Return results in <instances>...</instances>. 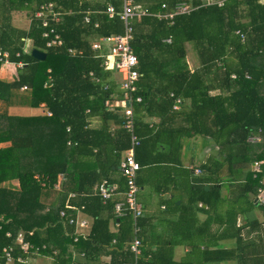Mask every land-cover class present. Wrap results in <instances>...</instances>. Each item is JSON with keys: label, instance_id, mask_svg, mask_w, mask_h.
<instances>
[{"label": "trees", "instance_id": "1", "mask_svg": "<svg viewBox=\"0 0 264 264\" xmlns=\"http://www.w3.org/2000/svg\"><path fill=\"white\" fill-rule=\"evenodd\" d=\"M132 1L135 9L145 10L149 14L169 12L179 3L193 8L188 14L176 15L169 21L152 16L132 19L130 46L140 73L136 94L144 102L148 88L144 84L161 75L170 87L160 94L162 101L159 106L169 115V119L181 117L184 122L183 132H164L161 127L163 123L160 122L158 130L152 134L145 130L146 126L138 117H134L133 134L140 140L135 154L144 143L150 146L152 141L164 137L165 133H170L167 135L169 141L164 142L167 153H177L181 139L201 134L217 144L220 154L227 161L234 164L246 160L250 163L259 161L260 171L254 173L255 177L247 172L244 183L235 187H239L236 189L239 197L249 208L258 206L264 229V206L255 202L264 174V150L253 151L259 146L264 149V94L258 92L259 84L264 80V63H256L264 62V0H224L221 6H206L203 0ZM48 2L54 5V11L61 14L58 26L61 45L45 48L38 20L33 18V14L41 4ZM121 3L122 0H0V52L7 53L9 63L21 65L15 81L8 84L0 82V101L5 105L26 103L33 108L42 103L50 113L44 117L27 118L0 114V142L10 143L9 147L0 149V184L11 179L17 181L16 189L0 186V264H5L2 247L10 245L13 259L26 257V264L33 250H37L38 255L51 256L52 264H68L64 257L65 245L72 241L70 235L63 233L60 220L66 217L64 222L67 224L74 214L64 210L62 218L58 215L60 207L41 204V199L47 196V191L52 190L59 174L66 179H63L61 191H66L68 181H75L73 184L76 188L71 190L70 195L75 198L68 199L73 200L68 206L82 208V212L92 221L87 239L72 243L76 251L83 253L80 256L82 262L73 263L93 264L100 254L109 256V264L132 261L130 253L123 249L124 244L132 240L131 215L125 213L115 218L113 203L106 202L104 205L97 195L91 196L89 192L93 181L112 183L111 177L106 174L110 173L111 163L105 164L106 169L97 165V171L75 175L69 161L73 154H82V147L87 146L88 151L84 153H91V147L103 143L110 147V155L118 162L119 153L128 148L129 134L122 127L112 134L106 133L108 121L116 126L123 124V119L114 110L109 111L102 105L104 100L114 97L118 100L123 94L119 86L117 90L112 82L111 71L102 66L108 46L103 45L99 51L91 49V44L101 37L122 34L123 24L118 17L114 15L108 18L104 13L107 6H111L115 12L120 11ZM161 4L165 5L164 9L160 8ZM14 12H24L30 16L27 29L12 25ZM86 13L88 23L83 22ZM167 38L169 43L164 41ZM25 40H31L33 50L43 53L42 60L23 52ZM187 45L194 52L199 68L191 72H178V66L183 65L186 69L184 59ZM67 49L74 53H68ZM151 63H154L155 69L150 67ZM162 64L177 70L167 74L161 69ZM22 87H25L24 91H20ZM213 90L217 93L211 95L210 91ZM177 99H180V108L174 111L172 105ZM132 110L136 116L138 107L134 106ZM86 111L100 115L104 123L99 130L85 129ZM209 127H212L211 133ZM86 138L88 141H85ZM251 138L256 141L247 142ZM67 141L71 145L66 146ZM136 160L140 165V161ZM116 162L114 166H117ZM217 165L215 169H221V165ZM193 172L205 176L198 177V183L194 179L191 181L195 184L192 183L189 188L187 206H181L182 219H178L176 228L196 224L190 211L200 202L205 206V210H200L207 214V219L194 231L203 236L209 227L221 225L219 220L209 219L212 213L216 216L217 207L223 203L220 187L217 186L221 181L220 178L213 179L208 165H200ZM248 194H252L254 204L248 200ZM45 208L47 210L43 212ZM103 211L107 213L104 217L101 216ZM227 211L222 223L229 226L230 219L235 222L237 210ZM241 212L244 213L245 209ZM109 220L117 227L114 234L108 231ZM142 221L140 217L136 220L137 236L141 234ZM72 228L69 226L68 232ZM215 231L218 233L212 237L215 243L234 239V248L226 250L217 246L209 250L192 245L188 247L191 260L179 262L160 253L159 261L153 258L145 260L143 257L146 254L143 253L136 264H225L226 261H231L230 264H264V245L256 246L254 242L242 245L239 227L232 235H227L224 229L218 232L217 227ZM19 232L30 245L26 256L20 253L18 245L13 244ZM5 233H9V237ZM182 234L191 236L189 231ZM54 249L56 254L52 255ZM190 254H196V263Z\"/></svg>", "mask_w": 264, "mask_h": 264}, {"label": "crops", "instance_id": "2", "mask_svg": "<svg viewBox=\"0 0 264 264\" xmlns=\"http://www.w3.org/2000/svg\"><path fill=\"white\" fill-rule=\"evenodd\" d=\"M20 13L21 12H14L13 17H16L14 19L15 21H18V16ZM187 47L188 48L186 50L189 52H188V56L186 55L184 59V65L186 66V69L183 65L182 67L178 66V72L180 71L184 72L185 70L191 72L192 70H197L199 68L196 58H193V56H191V51H190L191 47L189 45H187ZM22 50L24 53L30 54V51L33 50L31 40L24 41ZM189 61H191L190 65H189ZM256 63L263 65L262 63L264 62L258 61ZM2 66L3 67L6 66L5 70L2 72L6 71L7 73H9V75L6 80H2L0 78V82L8 84L15 81L17 78V70L19 69L17 64L15 63H7L6 65L0 64V71L2 70L1 69ZM150 67H153V69H155L154 63H151ZM161 69L165 70L164 72L167 74L168 73L170 74L171 72L177 70L174 69L173 67H170V65L168 66L167 64H162ZM105 70L111 71V76L113 80L112 82L116 85L118 90V81H119L118 75L113 70H109V69H105ZM160 76H158L157 78H152L151 82H149L148 84H144L148 87L146 100L144 102L134 103L131 106V110L134 108V106L138 107L136 116L132 110L133 122H134V117L136 118L138 117V119L142 121V124L146 126L145 130L148 129L152 134H154V132L158 130L160 122L163 123L161 127L164 132L165 130L167 131L174 130L177 132H183L184 122L181 119V117H177L176 119L173 120L169 119L168 117L169 115L164 113L162 107L159 106V102L162 101L160 94L163 93V91H166L168 87H170V84L166 83L164 79L161 78ZM20 91L22 90L20 89ZM258 92H260V94L262 95L264 94V80L260 82ZM216 93H217L216 90L210 91L211 95H214ZM115 99L116 98L114 97V99L111 100H104L102 105L105 106L106 109H108L109 111L114 110L115 113H117L121 117V109L118 107V104L115 105V102L118 101L119 99L118 100ZM177 100H174L172 105V110L174 111L176 110L178 111L180 108ZM0 107H1L0 114H6L7 116H12V117L27 118V117L48 116V112L42 103H39L37 107L33 108L27 106L26 103H13L12 105H5L3 102L0 101ZM85 114L87 115L85 119L86 130H99L102 127L104 122L102 121L98 113L89 114V111H86ZM106 128H107L106 133L112 134L115 130L121 128V126H116L112 121H108ZM209 129H210L209 133H211L212 127H209ZM202 132L205 133V130L203 129ZM165 134L166 135L164 137H161L157 141L154 142L152 141V144L150 146H147L144 143L143 147L140 149V151L138 150L136 154L135 151L138 148V146L134 150V158L135 160L138 159V162L140 161V167H141L139 172L137 173L136 184L138 186L137 202L141 206L140 218L143 221L141 222L142 223L141 234L140 236L136 235V237L139 240H141L142 257H143V253L144 255L146 254L143 257V259L149 260L150 258H153L154 260L159 261L160 256L158 255L160 253V255L162 254L163 257L164 255L166 257L170 256V258L175 262H179L181 260H187V259L191 260V258H189L188 247L192 245L199 246V248L201 249L207 248L209 250H214V248H216L217 246L221 248H225L226 250L233 249L235 246L234 239H226L215 243L216 240L212 238L213 236L218 235V233L215 231V227H217L218 232H221L224 229L225 232H227V235H232L234 230L239 227L240 235L242 237V242H243L242 245L250 242H254L256 246H263L264 229L260 223L262 217L258 209V206H253V207L250 206L251 208H249L247 204H245L243 199H240L241 197H239L240 196L239 191L236 190L239 187H235L236 185L239 186L240 184L244 183V175L247 172H250L253 161L250 163V161L246 160L240 162V164L238 163L234 164L231 161H227L220 154L217 144L214 143L212 139L205 137L201 134H195L190 138L181 139L180 140L181 145L178 152L167 153L165 150L166 148L164 147V145L167 144H165L164 142L169 141V137H167V135H169L170 133L169 134L165 133ZM85 141H88L87 138L85 139ZM9 146H10L9 141L0 142V149L7 148ZM66 146H69V141L66 142ZM91 148H92L91 153H84L85 150H87V146H85L81 148V153H82L81 155L73 154L70 157L69 161L73 165L71 168H73L74 174L76 175L79 172L82 173L93 170L97 171L98 170L97 165H99L101 169H106L105 164L111 163L109 170L110 173L107 172L106 174H109V176L112 179V183L110 184L115 185L117 191L120 192L123 189V181L118 172V164L122 159L125 150H122L119 153V160L118 162H116L113 159L114 157L111 156L109 153V149H110L109 146L103 145V143L100 145L99 143L98 147L95 146ZM149 149H151V151ZM261 150L264 149L259 146L258 148H255L253 151L258 152ZM145 156L146 159L144 158ZM247 157H250V155ZM71 159L73 161H71ZM169 160H174V162L172 161L173 162L172 163ZM175 161L177 162L175 163ZM114 162H116L117 166H114L115 164ZM217 164L221 165V169L218 170L215 169V167L218 166ZM200 165H208L209 167H211L212 170L211 176L213 175L212 176L213 179L220 178L221 182H219L217 186L220 187L219 188L220 197H221V201H223V203L219 204V206L216 209V216L219 217H216L212 213L211 217L209 218L210 220H214V219L215 221L219 220L221 225L220 226L214 225V227L212 226L209 227L208 231H206V233L203 236L197 235V232L194 231L196 228L199 227V225L203 221L207 219V214L200 210V208H204L203 210H205V206L202 205L200 202L197 203V205H195V207H193L190 211L195 217L196 224H194L193 226L190 225L188 227L183 226L181 228L180 227L176 228V224L181 214L180 212L181 206L182 207L187 206V202L189 200L188 192L190 191L189 190L190 186L192 185V183L195 184L199 182L198 177L201 178L200 177L201 175L205 176L204 174L199 173L200 174L199 175L197 172H193V170L195 168H198V166ZM228 167L230 170H228ZM63 179H65L63 175L60 174L57 175L56 182L52 186V190H51V193H54L55 195L53 196V194H51L50 196L48 195L44 196L41 199V204H45V206L57 205V207H60L61 211L67 210L70 213L74 214V218L72 216L69 217L67 224H65L64 222L66 217L63 221L60 220V223L62 224L63 233L66 235H70L72 243H76L80 240L87 239L92 221L87 214H84L82 212L83 211L82 208L73 209L68 206L70 202L73 201L72 199L70 201L68 199L75 198L74 196H70V195L72 194L71 190H73V188H76V186L75 184H73L75 181L72 182L68 181L66 191L65 190L61 191V185ZM193 179L195 183L191 182ZM57 180L59 185L58 190H56L55 187ZM260 180L264 181V174ZM8 181L2 182L0 186L8 189H16L14 187L11 188V185L8 184ZM14 181L17 182L16 180ZM100 181L99 180L97 182L93 181L91 188H89L90 189L89 192L91 196L95 194L93 191V187H95V185H97ZM205 188L206 190H208V187ZM117 194L118 193L114 194L106 202H110L114 204L120 201L121 196H118ZM252 198H253L252 194H248V200L253 202ZM61 200L63 202L59 204ZM101 202L102 204L106 205L105 204L106 202L102 200ZM252 204H254V202ZM230 209H236L237 214L235 217V222H231L233 219H230L229 226H227V224H223L222 222H224V219L226 218L228 212L227 210ZM244 209L245 212L244 213L241 212V210ZM46 210L47 208H45L43 212H46ZM105 215H107V213L106 211H103L101 213V216L104 217ZM75 218H78L79 221H84L85 226L75 227L74 224ZM181 219L182 218H180V220ZM69 220H72V223H69ZM257 223H259L260 225H258ZM68 225L73 227L72 231L70 232H68L67 230V228L69 227ZM116 228L117 227L116 225H114L113 221L109 220L108 231L114 234ZM187 231H189V234L191 233V236H186V235L184 236L182 234ZM211 232H213V235L211 234ZM133 236L134 235L131 234V238H133ZM74 238H76L75 241H73ZM72 243L65 245L66 254H64V257L66 258V261L68 262V264H74L73 262L76 261L82 262L80 256H82L83 253L76 251ZM161 248H163V250H161ZM51 254L55 255L56 250L55 249L52 250ZM190 255L193 256L192 261L196 263L198 261V259L196 258V254L194 255L190 254ZM51 260H52L51 256L49 257L47 255H38V256L32 255L29 258L27 264H52ZM109 261L110 258L108 255L100 254L97 257L96 262L93 264H109L110 263ZM226 262L227 263L225 264H230L231 261H226Z\"/></svg>", "mask_w": 264, "mask_h": 264}, {"label": "built area", "instance_id": "3", "mask_svg": "<svg viewBox=\"0 0 264 264\" xmlns=\"http://www.w3.org/2000/svg\"><path fill=\"white\" fill-rule=\"evenodd\" d=\"M223 0H203V4L206 6L216 5L221 6ZM54 5L51 2L41 4L37 11L33 14V18L38 20L40 31V37L45 40V48H50L54 46L61 45L60 35L58 33V26L60 23L59 12L54 11ZM161 9L165 8L164 4H161ZM193 8L185 3H179L174 6V8L169 12H158L154 14H149L145 10L135 9L132 0H122L120 11L115 12L111 6H107L104 13L108 18L116 15L118 19L123 24L122 34L101 37L97 41L91 44V49L94 51H99L103 45L108 46V53L104 56L103 68L113 70L119 77L118 86L119 90L122 91V97L115 102L121 109V118L123 119L122 128L129 134L128 148L125 150V154L118 164L119 175L123 179L124 187L122 191L118 192L115 185L107 183L102 180L100 184L95 185L94 193L102 200L107 201L114 194L118 193L121 196V200L116 202L113 206V213L116 218L124 216L125 213L131 215L133 221V235L134 237L128 243H125L123 249L130 253L132 256V261L127 264H136L137 260L141 256V244L140 240L136 237L138 229L136 227V220L141 216V206L136 200V195L138 187L135 182L136 173L139 170V165L134 159V150L139 145V138L133 134V114L131 106L134 103L141 102V97L136 94L137 86L136 83L140 74L138 72V61L135 55L132 53L130 43L132 41V19H139L143 16H152L158 20H172L176 15L188 14ZM88 13L83 18V22L88 23ZM48 22H51L50 25ZM96 24H94V27ZM169 43V39L164 40ZM67 52L73 54L71 49H67ZM9 63L7 61L6 52H0V64L6 65ZM20 67L21 65L18 64ZM233 77V76H231ZM21 90H25L22 87ZM178 102V100H177ZM49 115V113H48ZM255 138L249 139V142H255ZM259 162H254L251 166L250 172L252 177L254 173L259 172ZM255 202L259 205L264 206V187L261 185L257 189V194L255 197ZM58 215L64 217V211H59ZM72 223V220H69ZM75 227H84L85 222L79 221L75 218ZM6 237H9V233H5ZM76 238L73 239L75 241ZM14 245H18L20 253L24 256L29 254L30 245L24 240L23 234L19 232L13 241ZM122 249V250H123ZM35 252V253H34ZM33 254H37V250H34ZM12 249L11 245L7 247H2L1 254L4 258L5 264H26V257L17 256L15 259L11 256Z\"/></svg>", "mask_w": 264, "mask_h": 264}, {"label": "rangeland", "instance_id": "4", "mask_svg": "<svg viewBox=\"0 0 264 264\" xmlns=\"http://www.w3.org/2000/svg\"><path fill=\"white\" fill-rule=\"evenodd\" d=\"M14 16V13H13V15H12V21H11V23H12V25L13 26H16V27H19L20 29H27V27H28V24H29V20H30V16H28V15H25L24 14V12H21L20 14H19V16H18V21H15L14 19L16 18V17H13ZM18 23V24H17ZM188 47L186 46V49H187ZM191 51V56H193V58H196L195 57V54H194V52L192 51V50H190ZM188 52L189 51H187L186 50V55L188 56ZM186 60H187V58H186ZM188 62V61H187ZM191 64V61H189V65ZM3 67V66H2ZM1 67V71H0V78L2 79V80H6L7 79V77H8V75H9V73H7L6 71L5 72H2V71H4L5 70V67L6 66H4L3 68ZM7 73V74H6ZM0 110H1V107H0ZM247 142H249L248 140H247ZM250 143H252V142H250ZM125 154V151H124V153H123V155ZM10 181V182H9ZM8 181V184H10L11 185V188L12 187H14V188H17V182H15L14 180H9ZM102 182V180L98 183V184H100ZM259 184L260 185H262L263 187H264V181L263 180H260V182H259ZM8 186V185H7ZM59 185H58V180H57V183H56V185H55V187H56V190H58V187ZM94 188L95 187H93V190H94ZM51 194H53V196L55 195L54 193H51V191H47V195L48 196H50ZM45 205V204H44ZM240 219V218H239ZM226 247V246H225Z\"/></svg>", "mask_w": 264, "mask_h": 264}, {"label": "water", "instance_id": "5", "mask_svg": "<svg viewBox=\"0 0 264 264\" xmlns=\"http://www.w3.org/2000/svg\"><path fill=\"white\" fill-rule=\"evenodd\" d=\"M30 55L36 60H42L44 57L43 53H41L37 50H31Z\"/></svg>", "mask_w": 264, "mask_h": 264}, {"label": "clouds", "instance_id": "6", "mask_svg": "<svg viewBox=\"0 0 264 264\" xmlns=\"http://www.w3.org/2000/svg\"><path fill=\"white\" fill-rule=\"evenodd\" d=\"M7 54V53H6ZM17 66H18V64H17ZM19 67V66H18ZM139 72V71H138ZM140 74V73H139ZM138 82V81H137ZM70 144V143H69ZM135 159V158H134ZM136 161V160H135ZM138 165H139V163H138ZM140 165H139V170H140ZM139 170L137 171V173L139 172ZM137 173H136V175H137ZM251 173V172H250ZM121 177V176H120ZM121 179H122V177H121ZM122 181H123V179H122ZM136 182V181H135ZM137 185V184H136ZM123 187H124V184H123ZM138 187V186H137ZM122 191V190H121ZM138 192V191H137ZM136 198H137V195H136ZM106 202V201H105ZM115 204V203H114ZM114 204H113V206H114ZM113 208V207H112ZM59 211H61V210H59ZM64 211V210H63ZM59 213V212H58ZM115 216V215H114ZM116 218V217H115ZM139 218V217H138ZM137 218V219H138ZM141 250V249H140ZM33 255H37L38 256V254H33Z\"/></svg>", "mask_w": 264, "mask_h": 264}, {"label": "bare ground", "instance_id": "7", "mask_svg": "<svg viewBox=\"0 0 264 264\" xmlns=\"http://www.w3.org/2000/svg\"><path fill=\"white\" fill-rule=\"evenodd\" d=\"M9 55V54H8ZM24 91V90H23Z\"/></svg>", "mask_w": 264, "mask_h": 264}]
</instances>
